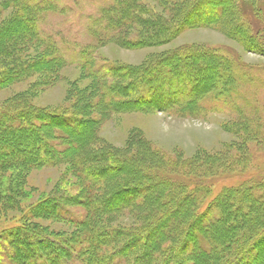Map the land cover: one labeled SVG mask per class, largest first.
I'll return each mask as SVG.
<instances>
[{"label": "rangeland", "instance_id": "374dc122", "mask_svg": "<svg viewBox=\"0 0 264 264\" xmlns=\"http://www.w3.org/2000/svg\"><path fill=\"white\" fill-rule=\"evenodd\" d=\"M28 2L52 7L40 16L39 40L21 10L0 0V113L31 110L32 128L45 126L42 114L71 115L91 137L82 142L75 131L78 144L67 145L53 120L36 134L27 129L25 138L54 150L42 165L40 151L32 161L18 159L26 153L21 135L0 128V264H92L91 248L104 257L127 242L125 233L150 229L169 247L192 207L209 213L197 227L209 237L238 235L237 248L255 241L256 260L241 264H264V0ZM171 64L160 74L159 66ZM163 88L176 96L166 110L157 105ZM4 138L17 143L5 149ZM115 164L123 170L113 169L107 182L87 179V168ZM136 186L152 195L132 198L124 211L100 210L108 199L117 206L116 191ZM63 211L86 225L61 218ZM220 212L227 214L215 226L225 235L211 227ZM99 233L115 241L97 246ZM50 241L60 258L47 257ZM218 249L217 264L237 252ZM179 256L184 264L215 261Z\"/></svg>", "mask_w": 264, "mask_h": 264}, {"label": "trees", "instance_id": "16d2710c", "mask_svg": "<svg viewBox=\"0 0 264 264\" xmlns=\"http://www.w3.org/2000/svg\"><path fill=\"white\" fill-rule=\"evenodd\" d=\"M8 5L11 8H19L21 10V21L22 23H24L26 25V28L29 32V34H31L33 37H35L36 39L39 40V38L41 37V27L39 26L42 18L40 19V16L43 14H47L49 12H51L50 10H52V7H46V6H32L28 0H7ZM46 9H49L48 11H45ZM20 19V18H19ZM113 24V21H112ZM115 25V24H114ZM114 25L112 27H114ZM52 48L53 46L51 44H49ZM50 47V48H51ZM54 49V48H53ZM1 51V49H0ZM2 54V53H1ZM0 54V55H1ZM176 61V60H174ZM55 62H59L60 64H65V60L60 57L57 56L55 57ZM163 63V62H161ZM171 66V67H170ZM174 65H161L159 66L160 68H158V70L160 69L162 72L160 74H166V72L168 71H164L165 68L169 69V72L175 68L173 67ZM113 69V68H112ZM111 69V70H112ZM116 69V68H115ZM115 69H113L114 71H116ZM112 70V71H113ZM178 70L179 69H175ZM175 70H173V73H178ZM17 74V73H16ZM169 73H167L166 75H168ZM118 73H116V75L114 76V78L118 77ZM159 76V75H157ZM176 78V77H174ZM173 78V79H174ZM150 79V78H149ZM177 79H175L174 82L171 81V86H175V84H179L180 82L176 83ZM196 82V81H195ZM149 91L151 92V89L149 88ZM161 93L160 95V100L161 103L157 104L158 107L161 110H166V108H164L162 105H166L167 103H170L171 100H174V98L176 96H167L169 94V89L168 91H166L164 88L159 91ZM166 95H165V94ZM175 102V101H174ZM33 111L31 110H23L20 112H5V113H0V128L3 127V124H7L11 130L9 131L11 132H17L19 133L18 136H20V140L19 142L22 144L23 147H25L26 149V153L22 154L23 156H21V158H18L20 160H31V156L35 155L34 152L36 151H40L41 154H39L41 157H44V161L41 163L42 165H45L47 163H51L53 160L51 158L50 155L47 154V151L52 152L54 154V150H50L48 148V146H46V144H38V142H36L32 136L25 138V131L28 130H32L33 134H36L37 131H39L40 129H43L45 127H49V125H51V121L49 120H53V122H55V124L57 125L55 128L57 129V131H59V133L61 134V140L65 143V144H78L77 140H76V136H75V131L81 133V137H82V142L84 141H89L90 137H91V133H90V127H84L81 129V118L77 121L76 120H72L73 117L71 115H66V114H42L41 118L46 119V117H48V120L46 121L45 126H39L37 125L35 128L31 127V119H34L33 116ZM11 118H14V121H11ZM39 119H41L40 117H38ZM39 122H41V120H38ZM30 128V129H29ZM82 131V132H81ZM2 133V130H0V134ZM44 140H47L46 138ZM81 140V139H80ZM7 142V143H5ZM86 142V143H87ZM2 146L5 147V149H11L12 146L16 143L14 140H7V139H3L2 140ZM47 147V148H46ZM69 148V147H68ZM68 148L66 149H60V153H62L63 155L68 153ZM49 149V150H47ZM58 151V152H59ZM44 154V155H43ZM56 155V154H55ZM62 155V157H63ZM12 157V156H11ZM56 157V156H55ZM38 158V157H37ZM66 158V157H64ZM5 160H8L9 158H4ZM39 160L40 159H35ZM101 160V159H100ZM32 161V160H31ZM115 162H118V160H115ZM34 163V162H31ZM37 163V161H36ZM39 164V165H41ZM38 165V164H37ZM119 169V171H122L123 168L120 167V165H113V168L111 167V165L109 166H104V167H98L96 169L94 168H87L86 169V173H87V179L93 183V184H102L107 182L108 180H110V178H113L116 176L117 172H114L113 169ZM162 185L165 186V184H162L161 182L158 183V185ZM134 187V186H133ZM140 187V189H138V186H136L133 189H124L123 193L125 196L126 195H132L130 196L131 201L134 200L132 198H136L137 201H140V199H147L149 198L152 194L150 192V189L145 190L144 188ZM178 189V188H176ZM122 194L120 195L118 193V191L115 192L114 197L115 199L117 197V206L115 207H108V200L102 201L101 203V211H114V212H120V211H124V209L132 207L135 203L132 201L130 204H124L122 203L123 200H125L124 195L122 196ZM139 194V196H137ZM120 195V196H119ZM137 196V197H136ZM182 194L179 196L181 198ZM178 197V199H179ZM113 197H111L110 199H112ZM114 199V198H113ZM183 198L179 199L182 200ZM100 205V204H99ZM57 208V210L59 209V211L61 209H64V206L57 204L55 209ZM194 208L197 207H192L191 209L188 210L187 214H185V217H183L181 220H179L178 224H176L175 229L173 228V231L170 233L172 235L173 239H170L171 246H166L165 248H161V244L162 241H164L165 237L163 236V234L159 235H153V230L150 229L149 231H138V232H129V233H125L124 237H129L131 236L126 243H123L120 247L117 246L115 249H113V251H111L110 253H108L107 255H105L104 257H101L98 255V251L96 252V250L92 249L89 250L90 251V255L89 257H87L88 261H91L92 264H152L153 262L155 264H167V259H170V264H184L182 259H180L179 257V253L182 252L183 254L188 253L189 255H191L193 258H195L196 260H208L211 257L215 258V261H213V263L211 264H217L218 260H217V254L219 251V247L221 246V254L226 253L227 251H237L236 253H232L229 257H231L229 260H227L224 264H241L244 260V258L246 257H251L253 256V259L251 260V262L253 260H256L255 257L258 255L257 250L254 248L255 247V241H253L252 243L248 244H243L240 245L239 248L238 247V241H239V237L240 236H233V237H228L225 238L223 240H217L215 238H211L209 237V234H206L205 231H203V227L202 230L197 229V227L199 226L200 223H205L206 219L208 218L209 213H207L204 216H199L196 215V213H194ZM61 212V211H60ZM66 212V211H65ZM173 212V211H172ZM221 213V212H220ZM227 213H221V214H217L215 215L214 220L211 221V227L213 232L215 231V233H217L218 235H225V231L223 229H220L221 231H219L216 226L219 222H221V218H225V215ZM57 216L59 214H56ZM61 218H64L67 221H70L72 223H82V225H86V222L84 220H77V219H73V218H69L66 213H61L60 214ZM219 216V217H218ZM211 219H213L211 217ZM216 225V226H215ZM195 227V228H194ZM194 228V229H193ZM216 229V230H215ZM191 230L192 233L190 232ZM21 231V230H20ZM218 231V232H217ZM16 232V230H15ZM109 232H113V230H110ZM13 233V232H10ZM17 233V235H16ZM15 236H18L19 232H16ZM27 234H31L32 237L39 239L35 234L31 233L30 231L27 232ZM103 233H99L96 234L95 237L97 236V238L100 239V241L96 244L97 246H105L111 242H114V238L112 237V239L110 237H101L100 235ZM120 234H117V237H121ZM124 235V234H123ZM100 236V237H99ZM154 237V241L151 242V237ZM148 237H150V239H148ZM227 237V236H226ZM13 238V237H12ZM15 238V237H14ZM96 238V239H97ZM117 238V239H118ZM50 240V239H49ZM173 240V241H172ZM52 242L50 245L52 246L51 248H53L51 252H48V256L51 259L53 257L58 258V252L55 251V246L52 244H55L54 241H50ZM102 243V244H101ZM220 243V244H219ZM182 247V248H181ZM182 249V250H181ZM166 253V254H165ZM169 255H168V254ZM170 253L172 254L170 256ZM159 256V257H157ZM60 258V257H59ZM151 260V261H150ZM246 260V259H245ZM248 260V259H247ZM247 262V261H246ZM248 263L250 264V261L248 260Z\"/></svg>", "mask_w": 264, "mask_h": 264}]
</instances>
